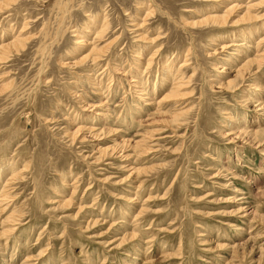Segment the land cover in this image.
<instances>
[{"label": "rangeland", "instance_id": "obj_1", "mask_svg": "<svg viewBox=\"0 0 264 264\" xmlns=\"http://www.w3.org/2000/svg\"><path fill=\"white\" fill-rule=\"evenodd\" d=\"M248 1L2 5L0 43L23 41L0 61V264H264V63L237 74L264 51V0L251 19Z\"/></svg>", "mask_w": 264, "mask_h": 264}, {"label": "bare ground", "instance_id": "obj_2", "mask_svg": "<svg viewBox=\"0 0 264 264\" xmlns=\"http://www.w3.org/2000/svg\"><path fill=\"white\" fill-rule=\"evenodd\" d=\"M221 1V0H220ZM225 1V0H224ZM250 1V0H249ZM249 1H248V3L247 4H249V5H246L247 6V11H246V13H245V15L246 16H248L249 18L250 17H252V16H254V15H252L251 13H253V12H250L251 10H250V8L254 5V4H250L249 3ZM259 2H261V1H259ZM226 4H227V2H225ZM3 4H8V0H6V2L5 3H0V8L1 7H3L2 5ZM224 4V3H223ZM232 6L230 7V5H229V8H228V11L227 10H225V11H227V13H226V15L228 14V13H231L230 11L232 10V9H235V8H237L240 4H238V5H233V4H231ZM258 5V4H257ZM256 5V6H257ZM227 6V5H226ZM225 6V7H226ZM244 7V6H243ZM239 9V8H238ZM254 9V8H253ZM264 15V14H263ZM220 16V15H219ZM218 15H213V16H211V17H214L215 18V21H214V23H221V24H224L225 22H226V19L227 18H222V17H219ZM262 16V15H261ZM255 17V16H254ZM263 17V16H262ZM243 18H244V16H243ZM247 18V17H246ZM256 18V17H255ZM251 19V18H250ZM248 20V19H247ZM256 20V19H255ZM247 22H250V21H247ZM239 23V22H238ZM243 23V22H242ZM238 25V24H237ZM263 25V24H262ZM249 28V27H248ZM254 28V27H253ZM258 28V27H257ZM249 29H251V27L249 28ZM248 29V30H249ZM262 29V28H261ZM243 30V29H242ZM248 30H243V31H248ZM254 30V29H253ZM260 30V29H259ZM258 30V31H259ZM250 31H252V29L250 30ZM257 31V30H256ZM21 32H22V30H21ZM102 33V32H101ZM241 33H243V32H241ZM246 33V32H245ZM251 32H249L248 31V34H250ZM258 32H256V34H257ZM247 34V35H248ZM101 35V34H100ZM240 36V34H237V36ZM243 35V34H242ZM246 35V34H245ZM252 35V34H251ZM21 36L22 35H18V36H15V38L14 39H12L10 42H3V44H1L0 45V61H2L4 58H6L7 57V55L9 54V50H5L6 49V47L7 46H10V45H15V44H21L22 45V38H21ZM243 38H245L244 36H242ZM141 38V37H140ZM250 38V37H249ZM250 39H252V38H250ZM262 40H263V38H262ZM262 40H260V41H262ZM4 41V40H3ZM240 41V40H239ZM243 41V40H242ZM244 41H245V39H244ZM256 43V42H255ZM244 44V43H243ZM231 45H234V44H231ZM237 45H242V44H237ZM258 45H260V44H256L255 46L257 47ZM224 47V46H223ZM239 47V46H238ZM260 47V46H259ZM262 47V46H261ZM237 48V47H236ZM94 49L95 48H93L92 50L94 51ZM98 49V48H97ZM99 49H101V48H99ZM217 49V48H216ZM240 49V48H239ZM261 50V48H258L257 50ZM103 50V49H102ZM240 50H242V49H240ZM264 49H262V51H263ZM96 51V50H95ZM98 51V50H97ZM237 51H239L238 49H237ZM256 51V50H255ZM11 52V51H10ZM241 52V51H240ZM257 53V52H256ZM98 56V55H97ZM249 57V56H248ZM94 58H95V56H94ZM154 58V57H153ZM95 59H97V57L95 58ZM150 59V58H149ZM153 62V61H152ZM255 63L256 64H259V66L262 64V63H264V51L262 52V53H260L259 52V54H257V55H255L254 57H252V58H250V59H247V61L246 62H244V64H242L240 67H239V69L237 70V74H239L240 76H243V78L245 79V75L246 74H249V76L250 75H252L253 73L252 72H254L253 70L254 69H252V66H255ZM151 64V61L149 60V64H148V66ZM182 65H184V64H182ZM259 66H256L257 68L259 67ZM259 69V68H258ZM258 69H257V71H258ZM256 71V70H255ZM235 72H236V70H235ZM254 76V75H253ZM246 78H248V77H246ZM251 78V77H250ZM256 78V76L254 77V79ZM257 78H258V76H257ZM135 79V78H134ZM255 81V80H254ZM253 81V82H254ZM256 81H258L257 79H256ZM255 81V82H256ZM253 82H251V84H253V85H255V86H253V88H252V90L254 89V90H256V91H258L259 89H262V85H260V84H256L255 82V84L253 83ZM258 83V82H257ZM182 84L181 83H175L174 85H173V87L172 88H170L171 90L170 91H168L167 93H166V95H164V97L163 98H160L161 99V101H166V100H171V99H179V98H182L181 96L183 95V93H180L179 92V89H180V86H181ZM250 86V85H249ZM252 86V85H251ZM251 88V87H250ZM144 93V92H143ZM252 94H253V92H252ZM260 93H257V95L258 96H260L259 95ZM256 95V94H255ZM264 96V95H263ZM148 97H150V96H148ZM251 98V97H250ZM150 100L152 99V98H149ZM254 100H252V101H259L260 103L258 104V102H257V104H258V106H259V108L258 109H262V113L264 114V101H260L261 100V98L259 97H257V98H253ZM153 100V99H152ZM161 101L159 100L157 103H159V105H160V103H161ZM245 101H247V100H245ZM248 101H249V99H248ZM247 101V102H248ZM250 101H251V99H250ZM249 101V102H250ZM156 103V102H155ZM256 104V105H257ZM158 105V106H159ZM260 105H261V107H260ZM161 107V106H160ZM155 109H156V107H155ZM158 110V109H157ZM159 111V110H158ZM177 111V110H176ZM175 111V112H176ZM160 112V111H159ZM186 111L185 110H179L178 111V113H173V115L174 114H178L179 116L180 115H182L183 113H185ZM161 115V114H160ZM154 118V117H153ZM149 119H150V117H149ZM83 128V127H82ZM260 130V129H259ZM246 131V130H245ZM254 131H256V130H254ZM243 132V131H242ZM251 132V131H250ZM253 132V131H252ZM251 132V133H252ZM78 133V132H77ZM235 132H233V134H234ZM240 133V132H239ZM246 133V132H245ZM245 133H243V134H245ZM260 133V132H259ZM154 134V133H153ZM236 134V133H235ZM247 134V133H246ZM253 134H257V132H253L252 133V135ZM238 135V134H237ZM242 135V134H241ZM239 136V135H238ZM256 136V135H255ZM254 136V137H255ZM239 138V137H238ZM257 138V137H256ZM260 138V137H259ZM237 139V138H236ZM144 141V140H143ZM251 141V140H250ZM258 141V140H257ZM262 141V140H261ZM141 143V142H140ZM140 143H137V145H135L136 143H134V145L135 146H140L139 144ZM257 144H258V142H257ZM260 144H262V143H260ZM141 145H142V143H141ZM144 146V145H143ZM258 146V145H257ZM141 147V146H140ZM144 148V147H143ZM263 149V148H262ZM104 151V150H103ZM106 151V150H105ZM17 176V174L15 173L14 175H13V178H15ZM8 190V189H7ZM4 197H6V195L4 194L3 195ZM3 203V202H2ZM65 203H66V201H65ZM5 204V203H4ZM7 205V204H6ZM6 208V206L5 207H3L2 208V210H4ZM13 213V212H12ZM8 216H11V214L10 215H8ZM7 219H8V217H7ZM7 221H9V219L7 220ZM13 223V222H12ZM11 224V223H10ZM12 225V224H11ZM11 227V226H10ZM8 231H9V229H8ZM11 231V230H10ZM30 264V263H29Z\"/></svg>", "mask_w": 264, "mask_h": 264}]
</instances>
